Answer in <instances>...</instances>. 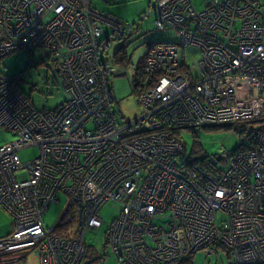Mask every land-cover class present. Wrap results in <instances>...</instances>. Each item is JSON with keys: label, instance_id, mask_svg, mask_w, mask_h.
<instances>
[{"label": "built area", "instance_id": "1", "mask_svg": "<svg viewBox=\"0 0 264 264\" xmlns=\"http://www.w3.org/2000/svg\"><path fill=\"white\" fill-rule=\"evenodd\" d=\"M148 9L178 42L148 45L138 82L129 80L138 114L119 124L111 83L129 74L117 57L135 23L90 0H0V63L23 52L53 75L25 92L0 68V135L15 136L0 145V208L12 218L0 264L29 253L37 264H83L106 202L121 208L104 243L118 264H180L198 252L264 264V0H150ZM52 93L65 98L49 109ZM254 122L253 150L187 166L177 131ZM30 147L39 153L22 163ZM59 194L66 207L46 228ZM69 208L75 223L60 226Z\"/></svg>", "mask_w": 264, "mask_h": 264}, {"label": "rangeland", "instance_id": "2", "mask_svg": "<svg viewBox=\"0 0 264 264\" xmlns=\"http://www.w3.org/2000/svg\"><path fill=\"white\" fill-rule=\"evenodd\" d=\"M203 0H194L197 8H200ZM91 5L99 13L114 18L115 20L131 25L135 23V32L123 46L119 54L123 53L127 63L125 67L129 68L128 75L114 77L111 83V89L114 94L115 103L113 109L116 113V119L119 124L124 121L134 119L138 114V106L132 96L129 80L136 84L138 64L144 59L148 50V44L152 43H177L178 36L173 31H157L153 24V17L147 15L150 0H118L116 2L105 3L102 0H90ZM141 20L139 21V19ZM142 67V65H140ZM140 67V68H141ZM1 70L7 76H18L24 84L22 90L29 92L30 85L41 82L49 84L52 73L47 66L39 63L38 56L28 58L23 52H17L2 60ZM48 97L46 107L54 108L60 101L64 100V94L56 95L52 93ZM31 100L36 108L43 107L40 96L31 94ZM260 123H243L233 126L202 127L199 129H182L177 131L176 136L183 143L185 153L188 156L192 149L199 152L203 157H210L225 165L232 159L236 152L255 139L256 131ZM254 130V131H253ZM15 138L14 134L6 133L0 135V145L9 142ZM39 151L37 147H30L19 152V158L22 163H28L37 157ZM59 203L49 207L43 217L46 228L53 227L61 217L65 207L66 198L59 194ZM120 205L115 202L104 203L99 210V218L102 225L99 229L87 232L85 242L94 254H105L102 264H118L114 256L111 255L108 248L104 249L105 237L114 220L120 213ZM12 230V218L0 208V239L6 237ZM194 264H231L232 262L225 256L209 259L202 252H198L193 258ZM231 262V263H230ZM8 264H37V259L33 253H29L21 259L13 260Z\"/></svg>", "mask_w": 264, "mask_h": 264}, {"label": "trees", "instance_id": "3", "mask_svg": "<svg viewBox=\"0 0 264 264\" xmlns=\"http://www.w3.org/2000/svg\"><path fill=\"white\" fill-rule=\"evenodd\" d=\"M149 45V44H148ZM121 52H123V47L121 48ZM122 54L121 53V56H118L117 57V62L120 63V64H126L127 63V60L126 58H123L122 57ZM144 63V59L141 61V63H139V65H143ZM142 68V67H141ZM262 125V123H261ZM259 126L258 127V130L256 131V136L258 135V132L260 131V129L262 128V126ZM254 131V130H253ZM256 139L257 137H255V139H252L250 141V143L248 145H246L242 151H238L236 152V154H239V153H242V152H245V151H250V150H253L255 147H256ZM182 146H183V157L186 158V164L187 166H191L193 164H196V163H199L201 162L202 160L206 159L207 157H203L199 152H196L194 149H192L191 153L187 156L186 153H185V148H184V145L182 143ZM75 223V216H74V209L72 208H69L65 214V216L63 217V221L61 223L60 226H63V227H66V226H72L73 224ZM106 244V242H105ZM104 244V245H105ZM196 253H193L191 255H189L187 258H185L180 264H194L193 262V258H194V255ZM96 254H94V252L92 251V249L90 247H88L87 251H86V254H85V257H84V263L83 264H102V261L103 260H99L97 259L96 257ZM222 256V255H221ZM206 257V256H205ZM208 258V257H207ZM220 258V257H219ZM210 259V258H209ZM217 259V258H216ZM215 259V260H216ZM231 263V262H230ZM232 264V263H231Z\"/></svg>", "mask_w": 264, "mask_h": 264}]
</instances>
